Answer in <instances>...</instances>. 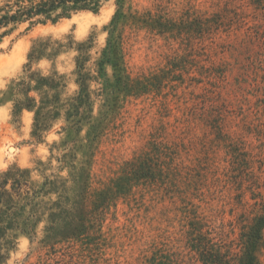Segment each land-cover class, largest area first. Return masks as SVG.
<instances>
[{
    "label": "rangeland",
    "instance_id": "1",
    "mask_svg": "<svg viewBox=\"0 0 264 264\" xmlns=\"http://www.w3.org/2000/svg\"><path fill=\"white\" fill-rule=\"evenodd\" d=\"M131 7L177 23L211 18L224 10L232 13L224 16L225 25L215 31L214 39L209 40L207 33L195 34V43L192 35L180 40L182 37L175 34L174 40L143 27L123 28L124 60L131 76H155L162 83L148 95L124 100L95 150L87 151L91 189L95 192L108 187L125 162L160 142L174 154L184 181L180 186H189L191 200L200 206L212 236L238 253L241 224H247L255 210L238 202L242 191L232 183L231 156L224 139L216 138L214 127L256 166L264 155V7H255L248 0H132ZM114 11L110 1L97 14L82 12L28 32L23 25L1 40L0 172L12 165L33 169L38 161L46 162L49 147L65 137L63 122H59L44 144H33L32 113L24 111L19 124L12 122L10 85L23 76L33 40L51 37L63 41L70 36L80 42L94 33L99 50L107 38L104 27ZM192 46L199 51L195 62L190 56ZM74 56L75 52L68 50L54 62L41 60L33 68L42 74L53 69L64 74L65 92L70 95L77 88L72 75ZM132 194L107 211L95 236L53 248L40 244L41 234L33 241L20 236L7 264H147L158 251L178 264H202L188 248L184 218L188 209L177 195L168 198L156 187L136 188ZM258 260L264 264V245Z\"/></svg>",
    "mask_w": 264,
    "mask_h": 264
},
{
    "label": "trees",
    "instance_id": "2",
    "mask_svg": "<svg viewBox=\"0 0 264 264\" xmlns=\"http://www.w3.org/2000/svg\"><path fill=\"white\" fill-rule=\"evenodd\" d=\"M110 1L115 11L104 27L107 38L103 47L97 50L94 33L80 42L70 36L63 41L38 37L27 53L23 76L11 82L12 122L19 124L24 111L32 113L30 141L44 144L59 122H63L61 132L65 137L49 147L46 162L38 161L33 169L12 165L0 172V264L8 263L20 236L33 241L41 234L40 244L51 248L87 240L101 231L103 218L119 199L130 197L136 188L155 187L168 198L177 195L188 209L184 212L187 245L202 264H259L258 252L264 245V191H261L264 155L253 167L251 160L242 150L233 148L234 143L225 139L217 126L214 127L216 138L224 139L222 142L227 144L231 156L232 183L242 191L238 202L255 210L247 224L246 221L241 224L238 253L225 248L212 236L200 206L191 200L189 186H180L184 181L169 147L154 142L150 150L125 162L120 175L108 187L95 192L91 189V165L86 159L87 151L95 150L99 137L114 120L124 100L148 95L162 83L155 76H131L124 60L123 28L143 27L168 35L169 39H174L175 34L182 37L180 40L192 35L190 38L195 43L198 39L195 34L207 33L209 40L214 39L215 31L225 25L224 16L228 18L232 12L224 10L225 15L221 12L211 18L177 23L150 12L132 10V0H5L0 3V42L20 26L25 25L24 32H28L82 12L97 14ZM248 1L255 7H264V0ZM182 28L187 29L186 33H181ZM195 47L190 48L193 62L199 52ZM68 50L75 52L72 75L77 87L70 95L65 92L64 74L55 69L42 74L33 68L41 60L54 62ZM194 68L197 67L193 65ZM83 130L85 135L81 136ZM146 263L178 264L163 251L154 253Z\"/></svg>",
    "mask_w": 264,
    "mask_h": 264
}]
</instances>
